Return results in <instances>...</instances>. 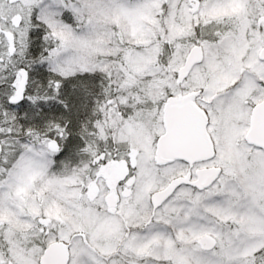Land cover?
Returning <instances> with one entry per match:
<instances>
[{
    "label": "snow or ice",
    "instance_id": "snow-or-ice-1",
    "mask_svg": "<svg viewBox=\"0 0 264 264\" xmlns=\"http://www.w3.org/2000/svg\"><path fill=\"white\" fill-rule=\"evenodd\" d=\"M0 264H264V0H0Z\"/></svg>",
    "mask_w": 264,
    "mask_h": 264
}]
</instances>
